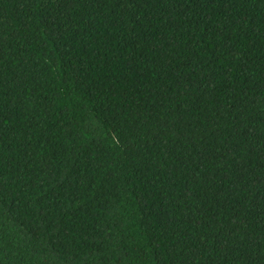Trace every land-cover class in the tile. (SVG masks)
Wrapping results in <instances>:
<instances>
[{
  "label": "trees",
  "instance_id": "16d2710c",
  "mask_svg": "<svg viewBox=\"0 0 264 264\" xmlns=\"http://www.w3.org/2000/svg\"><path fill=\"white\" fill-rule=\"evenodd\" d=\"M0 264H264V0H0Z\"/></svg>",
  "mask_w": 264,
  "mask_h": 264
}]
</instances>
